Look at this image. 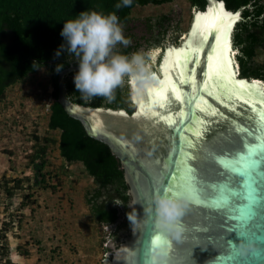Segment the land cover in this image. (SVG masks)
<instances>
[{
    "label": "water",
    "instance_id": "obj_1",
    "mask_svg": "<svg viewBox=\"0 0 264 264\" xmlns=\"http://www.w3.org/2000/svg\"><path fill=\"white\" fill-rule=\"evenodd\" d=\"M220 3L225 11L219 8ZM242 8L230 10L223 0H205L203 8L194 7L186 40L184 37L185 41L180 44L165 46L158 67L151 70L153 74H162L161 79L154 74L157 84L152 91L133 100L128 83L134 104L130 113L124 108L92 107L71 101L64 77L78 70V65L71 64L58 72L57 101L68 115L81 122L88 136L108 145L119 159L128 185V208L135 219L129 234L118 245L110 237L102 264H145L151 255L165 251L163 264H264V211H258L240 229L238 221L229 218L233 215L229 209L218 205L215 199L223 181L230 178L233 187L239 182L229 161L236 153L245 151V141L249 145L257 143V122L251 118L256 113L251 109L261 107L246 101L264 94V88L261 90L252 83L258 80L264 84L263 80L237 74L233 77L229 63V30L233 23L232 52V49L238 50L233 46L231 34L236 21L241 19ZM173 46L181 47L170 52ZM192 48L199 50L193 52ZM233 68L239 72L235 62ZM185 73L190 79H186ZM240 80L246 81H243L246 88L231 83ZM162 86L171 93L163 101L164 107L157 103L162 95L154 91ZM241 91L245 94L243 97L238 95ZM142 101L151 103L155 112L164 113L166 118L171 116L175 122L169 125L156 117L150 119L146 110L141 112ZM197 129L203 132L199 139L194 134ZM181 145L189 156L181 157ZM180 159L193 169L187 175L194 178L192 183L197 191L181 196L188 202V208L182 218L184 233L177 240L156 230L154 212L148 213L145 209L153 206V194L167 187L165 181L172 182L171 176L177 171L176 161ZM214 184L216 188L212 187ZM241 230L248 233L247 239L254 241L257 249L245 257L228 243L232 240L238 244L242 239L234 231ZM230 256L236 258L227 259Z\"/></svg>",
    "mask_w": 264,
    "mask_h": 264
},
{
    "label": "trees",
    "instance_id": "obj_2",
    "mask_svg": "<svg viewBox=\"0 0 264 264\" xmlns=\"http://www.w3.org/2000/svg\"><path fill=\"white\" fill-rule=\"evenodd\" d=\"M171 1L173 0H131V4L125 5L123 0H0V100L10 85L26 79L41 67L48 69L52 85L48 128L59 131L57 142L61 157L68 163L80 162L93 179L95 187L85 193L91 217L104 225H112L119 220L111 234L117 245L129 234L133 222L128 218L133 217V214L128 208L130 196L124 170L108 145L88 136L81 122L68 115L57 101L56 66L63 65L64 69L71 64H78L66 52L59 57L55 56V52L64 42L60 36L64 21L75 19L81 11L95 10L115 14L123 30H128L126 38L137 41L128 46L118 44L115 51L125 55L139 51L146 53L149 39L146 38V45L142 48L140 38L133 30L129 31L132 28V9L135 6L161 5ZM223 1L230 10L243 7L241 19L235 23L231 34L233 46L238 48L235 57L239 65V76L264 81V0ZM189 4L191 7L203 8L205 0H189ZM146 20L147 31L151 32L156 28L159 32L154 42L159 43L170 29L177 31L170 14H162L154 22L149 18ZM260 50L263 51V61L259 63L256 56ZM77 71L64 77L71 101L92 107L124 108L129 113L133 111L134 104L130 99L127 77L124 84L114 89L112 100L102 96L84 98L75 89L73 77ZM43 140L30 155V163L36 179L41 177L37 183L46 187L44 157L48 145L55 142V139L44 137ZM13 180V188H19L22 179ZM4 188L10 193L6 184Z\"/></svg>",
    "mask_w": 264,
    "mask_h": 264
},
{
    "label": "rangeland",
    "instance_id": "obj_3",
    "mask_svg": "<svg viewBox=\"0 0 264 264\" xmlns=\"http://www.w3.org/2000/svg\"><path fill=\"white\" fill-rule=\"evenodd\" d=\"M193 11L189 0L133 7L134 32L149 39L150 70L158 67L165 46L183 41ZM162 14L172 15L177 31L170 29L157 43L159 32L144 24ZM256 61H263L262 50ZM51 90L49 71L41 67L7 87L0 100V264H102L115 229L91 217L85 193L95 187L93 179L80 162L68 163L59 153V131L48 128ZM44 137L55 139L44 157L46 187L37 183L41 177L36 179L30 163ZM15 178L22 179L16 189Z\"/></svg>",
    "mask_w": 264,
    "mask_h": 264
},
{
    "label": "clouds",
    "instance_id": "obj_4",
    "mask_svg": "<svg viewBox=\"0 0 264 264\" xmlns=\"http://www.w3.org/2000/svg\"><path fill=\"white\" fill-rule=\"evenodd\" d=\"M123 3L129 5L131 0H123ZM60 36L64 42L56 50L55 56L59 57L66 52L78 64L73 81L75 89L84 98L102 96L112 100L114 89L124 84L126 77L131 85L130 94L133 100L151 92L157 84L156 77L147 63L146 57L149 54L139 51L125 55L115 51L118 44L128 46L130 40L124 36L123 26L113 13L81 11L75 19L64 21ZM232 51L235 56L237 51ZM233 59L239 69L236 57ZM62 67L63 65L58 64L56 71L59 72ZM152 205L145 211L154 212V228L179 240L185 230L182 218L188 208V202L181 197H173L165 189L153 194ZM128 218L135 219L131 216ZM117 222L112 225L116 226ZM234 247L241 257L257 250L255 242L247 238ZM163 260V254H153L145 264H163Z\"/></svg>",
    "mask_w": 264,
    "mask_h": 264
},
{
    "label": "snow or ice",
    "instance_id": "obj_5",
    "mask_svg": "<svg viewBox=\"0 0 264 264\" xmlns=\"http://www.w3.org/2000/svg\"><path fill=\"white\" fill-rule=\"evenodd\" d=\"M236 18H238V14ZM218 38L219 37H217V39ZM191 50L196 52L199 49L192 48ZM169 51L175 52V49H170ZM213 51H215V48H213ZM185 77L186 79H190V77L187 76V73H185ZM180 82L183 83L184 81ZM161 83L163 85L164 82ZM231 83L233 85L238 83L242 89L246 88L243 81H231ZM154 91L157 95H162V100L157 101V103L160 107H164L163 101L168 100L171 93L163 86ZM238 95L243 97L245 94L241 91ZM246 102L253 105H261V107H253L251 109V111L256 113V116L251 118L255 119L257 122V127L255 129V132L257 133L255 137L257 143L249 145L248 142L245 141V151L236 153L235 157L229 161L232 172L240 178L239 182L233 187L230 178L223 181L220 184V190L215 197L218 205L227 207L233 214L229 218L236 219L238 221L237 227L240 229H243L245 224H248L249 221L253 220L257 216L258 211H264V94H260L258 99L247 100ZM140 109L141 112H145L146 110L150 119L156 117L169 125L175 122L171 116L166 118L164 113L155 112L152 104L147 101L141 102ZM177 115H179V113ZM194 134L199 139L202 137L203 132L197 129ZM249 135H251V133H249ZM181 140H184L183 136H181ZM180 155L181 157L190 155L185 151L183 145L180 146ZM192 158L194 159V157ZM176 165L177 171L171 176L172 182L169 183L168 181H165L167 187L163 190L167 189L169 194L173 197H181L185 193H195L197 189H195L192 183L194 178L187 175V173H191L193 169L186 166L184 159L177 160ZM212 187L216 188L217 186L214 184ZM235 200H239L240 203H234ZM234 232L238 239L247 238L248 233L243 230ZM156 239L159 240L160 237L157 236ZM228 243L233 246L235 245L232 240H228ZM163 254H166V251ZM235 258V256L227 257V259L230 260H234Z\"/></svg>",
    "mask_w": 264,
    "mask_h": 264
},
{
    "label": "bare ground",
    "instance_id": "obj_6",
    "mask_svg": "<svg viewBox=\"0 0 264 264\" xmlns=\"http://www.w3.org/2000/svg\"><path fill=\"white\" fill-rule=\"evenodd\" d=\"M219 8H221V9H223V7H222V3H220V7ZM224 10V9H223ZM225 11V10H224ZM198 13H200V12H198ZM229 13V12H228ZM195 16V15H194ZM193 22V19H192V21H191V23ZM234 22V21H233ZM232 25H233V23H232ZM232 25H231V27H230V30H229V46H228V59H229V63H230V66H231V70H232V74H233V77L235 76H237L236 74L238 73H236L235 72V69L233 68V62H234V59H232L233 58V56H234V51H230V48H231V42H230V31H231V28H232ZM188 31H190V30H188ZM188 34H189V32L187 33V34H185L184 36H185V40H186V38L188 37ZM184 40V41H185ZM183 41V42H184ZM174 47V49H177V48H180V47H176L175 48V46H173ZM172 48V47H171ZM159 51V50H158ZM158 51H156L155 50V52H154V55H156V53H158ZM153 58V57H152ZM235 65H236V69H237V64H236V62H235ZM160 70V69H159ZM156 76H157V78L158 79H161L162 78V74L160 75V73H154ZM235 79V78H234ZM240 81H244V82H246L245 80H240ZM252 83H255V84H257L259 87H260V89L261 90H263V88H264V84H261V82H259L258 80H255L254 82H252Z\"/></svg>",
    "mask_w": 264,
    "mask_h": 264
},
{
    "label": "flooded vegetation",
    "instance_id": "obj_7",
    "mask_svg": "<svg viewBox=\"0 0 264 264\" xmlns=\"http://www.w3.org/2000/svg\"><path fill=\"white\" fill-rule=\"evenodd\" d=\"M193 8H194V7H193ZM143 24H144V23H143ZM130 25L132 26V28H131L129 31H132V30L134 31V24H133V23H130ZM146 25H147V24H144V27H146ZM123 31H124V36L126 37V35H127V33H128V32H127L128 30H125V29H124ZM173 32H176V30H174ZM145 34H146V33H145ZM136 36L140 38V41H141V46H140V47H144L146 44H145V42H143V41H144V40L146 41V37H147V36H146V35H142V34H141V35H137V34H136ZM136 42H137V41L131 40V41H130V44L133 45V44H135ZM180 42H181V41H180ZM179 44H180V43H179Z\"/></svg>",
    "mask_w": 264,
    "mask_h": 264
},
{
    "label": "built area",
    "instance_id": "obj_8",
    "mask_svg": "<svg viewBox=\"0 0 264 264\" xmlns=\"http://www.w3.org/2000/svg\"><path fill=\"white\" fill-rule=\"evenodd\" d=\"M109 226H112V225H109Z\"/></svg>",
    "mask_w": 264,
    "mask_h": 264
}]
</instances>
